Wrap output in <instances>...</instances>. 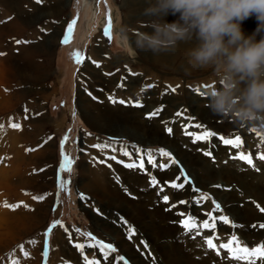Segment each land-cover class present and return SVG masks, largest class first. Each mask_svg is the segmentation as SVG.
Instances as JSON below:
<instances>
[{
  "label": "rangeland",
  "instance_id": "rangeland-1",
  "mask_svg": "<svg viewBox=\"0 0 264 264\" xmlns=\"http://www.w3.org/2000/svg\"><path fill=\"white\" fill-rule=\"evenodd\" d=\"M34 3L37 6L39 5V7L43 5L42 2L37 3V0H33V4ZM137 3V0H67L65 9L60 17L57 15H49L50 10L45 9V11L40 12L33 23H29L25 26L26 29H30L29 31L35 29L34 32L36 33H34L32 38H10L12 51L14 55H16L17 61L19 60V63L23 66L26 63V55L33 60L45 57L44 49L36 42L43 38L50 45V39L46 36L53 33V31H51L47 22L54 18L61 27L58 40L54 43L51 52L50 65H48V69H46L49 71L47 80L41 82L40 80H29L27 77L20 78L18 85L27 94L20 102L23 104V108H17L14 110L13 114L15 117L17 116L19 122L20 119L26 120L27 124H30L29 126L31 129L35 130V132L36 129L40 131L44 128V141L51 144V159L48 161L36 160L33 164L35 169H33L34 175L38 176L39 174L45 173L47 177L45 182H50V185L44 187L34 185L28 191L34 195L37 201L42 203L45 209H47V213L44 217L45 220L43 224L37 226L31 234L25 235L9 252L6 251L2 254L3 257L0 259V264H13V261L22 264L21 260L26 257L24 252L28 253L27 258L29 257L31 262H38L37 257L40 256V264H45V256L43 253L46 248L48 253L46 258L47 264H78V262L73 259L70 248L77 250L79 257L83 261H85V256H87L89 260L98 261L99 264H138L135 259L128 254L127 249L122 246V240L129 242L133 250L138 253L140 258H143V260L146 259L145 261L148 264H163L161 258L158 257L155 250L152 248L149 238L137 224L131 221L118 209L113 210L115 218L110 219L108 213L106 214L104 212L102 206L97 204L89 193L80 189L78 185V180L81 176L79 170L80 164L88 162V160L84 159V156L89 155L91 157L93 155L92 157H94L95 155L96 161H99L100 164L103 162L102 157L94 153L99 147V140L109 143L108 146L113 152L110 156L115 157L114 160L120 167L127 170H137L141 175L145 174L144 176L149 182V187L156 191L154 205L150 204L148 206L149 210L162 207L166 212L174 211L176 213L175 219L171 220V223L178 228L177 238L184 247H188V242H186L187 239L197 241L200 238V241L202 240L201 242L204 243L206 239L212 238L217 245H220L228 243L233 237H236L240 243H242V246L248 247L249 249L264 244L263 238L256 240L258 241L256 243L253 239L250 240V238L247 239L240 236L239 231L236 230L239 229L238 226L240 223L233 218L234 216L228 210L233 203H228L225 206L223 202L217 198L218 196L214 191L201 188L194 176L190 173L187 165L177 155L176 149L156 144L145 146L126 137L102 135L89 129L82 121L80 117L81 111L79 109L80 103L86 102L89 98L94 102L102 103V99L98 98V93L103 91L107 94V97L109 96L108 98L112 105H120L122 107L124 105L125 107L134 109H145L148 103H150V96H145L151 93L153 97L160 100V103L157 104L152 111L163 106V111H161L158 116L154 117V119H159L166 111V102L169 98L179 97L181 100L185 101V99L188 98V93H190L192 95L196 94L203 99L204 97L195 92L194 89L199 87L200 90L204 92L208 88L204 87L205 85H213L215 83L216 78L213 77L209 71L194 73L191 77H186L178 71L184 51L182 49L174 53L169 52L153 55L151 52L140 51L135 47L132 42L135 38L133 32L151 31L150 28L143 26L149 18L143 15V10L137 8ZM133 5L135 7H133ZM30 7L31 4L29 2L25 5V11L32 12V7ZM109 15L111 16L110 39L109 36L105 35ZM11 19L12 16L0 17V26L7 24ZM175 19L176 17H168L169 21ZM118 27L121 30L119 32ZM255 29L256 27H251L250 33L254 32ZM98 35H100V39H102L103 42L102 48H99L100 40ZM49 47L50 46L47 48ZM4 52L3 48L0 47V54ZM165 56H172L171 61H174L172 66H160V64L154 61L155 59H164ZM91 67L99 69L101 74L115 82L116 88L108 90L103 86L99 87L100 83L95 77L96 71ZM129 76L133 80L141 82V85L136 83L135 88H132L134 90H131L127 83ZM144 82L145 84L142 85ZM148 85H155V87H147ZM169 85L172 88H176L174 93L168 89ZM177 85H179L178 88ZM136 86L138 88H136ZM215 86L218 87L219 85L216 84ZM99 88L101 90H99ZM110 97L117 101L140 102L144 106L134 107L129 103H113ZM106 104L112 107L111 104ZM186 105L187 104H182L178 106L173 104L170 106L172 112H174L172 121L175 117L182 120L185 119L188 123L185 125L181 123L183 128L182 135L185 138H190L192 144L196 143V150L195 148L193 150L192 146L186 148L187 145L184 144L183 148L185 150H189V152H193V154L199 153L209 158L216 164L217 168L220 160V163L223 165H227L229 161H234L243 166V172L251 169L257 174L262 172L264 161L257 160V156L260 152L264 151V142L258 139L259 137H257L251 129L238 127L236 129H231V131L222 129L217 131L209 124L202 120H198L199 118L197 115L191 113ZM181 110H186L184 115L177 116L176 113ZM34 113V117L30 119L29 115ZM61 115H65L66 125L64 128L55 130V128L51 126L50 121L54 123V120L58 119ZM187 117H192L193 119L188 120ZM38 118H41V122L37 121ZM18 120L16 121L18 122ZM40 124H42L43 127L40 126ZM197 125H202V127H197ZM209 130L227 139H234L238 135L243 139L244 144L241 149H236L231 145H225L218 139V136H213L209 140L195 139L197 135H202L205 131ZM186 132L192 135H187ZM167 134L169 133L167 132ZM250 136L253 137L252 140L248 139ZM85 138L88 140L85 141ZM42 141L43 138L41 135L35 138V143L30 144L29 151H37ZM250 141L256 144V146L254 145L252 148L250 146ZM220 147L226 149L227 159H219L220 156L218 155V151ZM161 149L169 152L179 164H173L169 157L162 156L160 154ZM239 151H243L245 154L252 152V157L259 171L248 166L243 161L230 158L237 155ZM124 152H128L129 155H124ZM205 152L212 153V156H206L204 154ZM149 153H151L155 165L149 163ZM141 159H143L145 165L143 168L138 166ZM68 160L71 161V164H68ZM225 161H227V163H224ZM93 162L95 163V160H93ZM129 164H136L137 167H127L126 165ZM69 168L71 171H68ZM169 170H175L176 176L174 175L168 178L159 175ZM185 177H187V179ZM153 178L157 181L155 185L151 184ZM173 183L182 184L183 187L172 188L171 185ZM214 186L226 192H230L233 189L238 192L241 191V187H239L237 183H233L230 186L225 184ZM120 188L129 199L131 198L133 201L139 200V195L129 191V189L123 186H120ZM137 189H140L141 192L144 191L143 187L137 186ZM183 192H188V195L177 199L176 197ZM165 196L168 197L167 202L164 200ZM204 197H208V199ZM249 198H247L249 201L239 202V206L245 208L246 203L251 202L257 212L264 214V211L260 210L264 208V203L257 198L256 200L253 197ZM184 203H187L185 204L186 206ZM217 204L220 206L219 210L216 209ZM257 205L259 207H257ZM84 206L88 210L92 208L94 214L103 221H109L110 224L121 228L120 237L118 239L114 238L112 234H109L110 232L108 230V232L105 231L101 226H98L92 218L84 214L82 209ZM188 217H191L198 225H201V227L189 232L183 226V222ZM221 217H227L229 222L225 223L224 220L222 221ZM94 223L97 227H95ZM204 223L214 224L215 227L204 229L202 227ZM262 224H264V222ZM224 226L228 228L223 229L222 227ZM59 227H63L64 229V234L60 238L55 236V232ZM129 229L135 230L131 239H129ZM49 230H51L50 234L46 235V233H49ZM197 232L201 234L198 235L196 234ZM89 233H91L96 240L113 245L116 248V252L111 253L105 258L98 247H88V245L96 243V240H92L88 236ZM34 239H36L35 247H30L29 245ZM41 240L42 244L38 246ZM76 244H84L86 247L81 251L75 247ZM145 245H147V247H145ZM21 246H23V249H21ZM142 248L146 249L144 250ZM120 257H123V260H121ZM217 257L220 260L222 259V262L224 261V263L228 264L243 263V261L236 260H234L233 263L232 259L222 258L227 257V253L224 252V250H221V255H217ZM212 264H216V262H212Z\"/></svg>",
  "mask_w": 264,
  "mask_h": 264
},
{
  "label": "bare ground",
  "instance_id": "bare-ground-1",
  "mask_svg": "<svg viewBox=\"0 0 264 264\" xmlns=\"http://www.w3.org/2000/svg\"><path fill=\"white\" fill-rule=\"evenodd\" d=\"M137 1V8L143 11L150 3L154 2V0ZM29 2L32 7H30L32 12L25 11L24 9L25 5ZM66 2L67 0H42L43 5L39 7V5L37 6L35 3L33 4V0H0V17L12 16V19L9 20L7 24L0 26V47L5 51L0 54V259L3 257V253L6 251L9 252L25 235L31 234L37 226L43 224L45 220L44 217L47 213V209H45L42 203L37 201L34 195L28 191L34 185L43 187L50 185V182H45L47 180L45 173L39 174L38 176L34 175L33 164L36 160L48 161L51 159V144L44 141V128H41L42 130L40 131H37L36 129V133L35 130L31 129L29 126L30 124H27L26 120L20 119L19 122L17 116L15 117L13 114L14 110L17 108H23V104L20 102L27 94L18 85L19 79L27 77L29 80H40L41 82L47 80L49 71L46 69H48L47 67L50 65L51 52L54 43L58 40L61 27L54 18L47 22L51 31H53V33L46 36L50 39V45L43 38L36 42L44 49L45 57L33 60L26 55V63L23 66L19 63V60L17 61V57L12 51L10 38H32L34 33H36L34 32L35 29L29 31L30 29H26L25 26L29 23H33V21L39 16L40 12L45 11V9L50 10L49 15H57L60 17L65 9ZM133 7L135 6L133 5ZM251 27H257V22L254 17L248 19L243 24L244 30L249 34H251ZM119 31L121 30L118 27V32ZM98 38L100 40L99 48H102L103 42L102 39H100V35H98ZM48 46L50 47L47 48ZM189 46L190 45L182 44L180 49L185 50ZM171 58L172 56H165L164 59H155L154 61L160 64V66H172L174 61H171ZM91 68L96 71L95 77L100 83L99 87L103 86L108 90L116 88L115 82L101 74L99 69H96L95 67ZM127 83L131 90H134L132 88H135L136 83L141 85V82L133 80L130 76L129 79H127ZM144 84L145 82L142 83V85ZM136 88L138 87L136 86ZM99 90L101 89L99 88ZM148 96H150L151 100L148 98L150 103H148L145 109H134L131 107H125L124 105L123 107L120 105H112L108 98L109 96L107 97V94L103 91L98 93V98L102 99V103L94 102L91 98L86 102L80 103V117L89 129L102 135L126 137L145 146L156 144L173 147L176 149L177 155L180 159L187 165L190 173L194 176L201 188L214 191L218 196L217 198H219L225 206L228 203H233L228 210L234 216L233 218L240 223L238 226L239 229H236L239 231L240 236L242 238H250V240L253 239L256 243L258 242L256 240L261 238L264 239V230L259 227V225L264 222V214L257 212L251 202H247L245 208H241L238 204L239 202L247 201V198L249 197H253L255 200L257 198L264 203V167L262 172L258 174L255 173V171H252L253 169L243 172V166L238 162L229 161L227 165H223L220 163V160L219 162L217 161L219 164L217 168L216 164L209 158L202 156L199 153L193 154V152L185 150L183 148L184 144L187 145L186 148L192 146L193 150L194 148L196 150V143L192 144L190 138H185L182 135L183 128L181 123L184 125L188 123L185 119L184 121L175 117L172 121V118H174V112H172L170 106L173 104L178 106L187 104L186 106H188L190 112L196 114L199 118L198 120H202L209 124L217 131L221 129L231 131V129H236L239 126L229 120H224L213 115L210 109L205 106L206 100L204 98L201 99L196 94L192 95L190 93H188L187 96L189 99L187 98L185 101L181 100L179 97L169 98L166 102V111L162 116L159 119H149L147 114L160 103V100L153 97L151 93L145 97ZM106 103L111 104L112 107L108 106ZM34 115L35 113L30 114V119L33 118ZM40 119L41 118H38L37 121L41 122ZM16 120H18V122ZM13 124L19 125V127L14 128L12 127ZM50 124L55 130L64 128L66 125L65 115H61L58 119L54 120V123H51L50 121ZM40 126H42V124H40ZM166 128H171L172 133L167 134ZM40 135L43 138L40 148L35 152L29 151L30 144H34L35 138ZM252 138L253 137L251 136L248 137L249 140H252ZM84 140L87 141L88 139L85 138ZM250 142L252 148L254 145L256 146L252 141ZM108 145L109 143L99 140V147L94 151L96 155L102 157L103 162L101 164L99 161H96L95 155L94 157H92V155V158L89 155L84 156V159L88 160V162L80 164L79 170L81 176L78 180V185L81 190L83 189L89 193L93 200L102 206L104 212L106 214L108 213L110 219L115 218L113 210L118 209L131 221L137 224V226L149 238L152 248L155 250L158 257L161 258L163 264H212V262H216V264H228L224 263V261L222 262V259L220 260L213 250L209 249L204 242H201V238L197 241L187 239L186 242H188V247H184L177 238L178 228L171 223V220L175 219L176 213L174 211L166 212L162 207L149 210L148 206L150 204L154 205V198L156 199L155 189L149 187V182L144 176L145 174L141 175L137 170H127L120 167L113 157L110 156L113 152ZM218 155L220 156L219 159H227L226 149L220 147ZM93 160H95V163ZM175 174V170H169L168 172L159 175L171 178ZM233 183H237V185L241 187L240 192L234 189L232 191L229 190L230 192H226L219 190L214 186L218 184L230 186ZM120 186L139 195V200L133 201L131 198L129 199L122 190L123 188L121 187V189ZM137 186L141 188L143 187L144 191L141 192L140 189H137ZM183 193L176 198L180 199L188 195V192ZM6 204L19 205V207L13 209L11 207H6ZM185 204L187 203H184V205ZM84 207L82 208L84 214L92 218L98 226H101L105 231L108 230L110 232L109 234H112L114 238L118 239L120 237L121 228L110 224L109 221H103L100 219L94 214L92 208L91 210H88ZM190 215L193 216L192 214ZM96 224L94 223L95 227H97ZM222 228L227 229L228 227L224 226ZM63 230V227H59L55 232V236L60 238L64 234ZM35 241L36 239L32 240L29 246H34L36 244ZM41 244L42 240L39 241L38 246ZM122 244L121 245L127 249L128 254L131 255L138 264H148L145 261L146 259L143 260V258H140L138 253L133 250L129 242L122 240ZM70 251L73 259H75L78 264H86V261H83L79 257L77 250L70 248ZM37 258L38 262L36 263L31 262L29 257H24L21 261L22 264H40V256ZM240 264H246V262L243 261V263ZM256 264H260V261L257 260Z\"/></svg>",
  "mask_w": 264,
  "mask_h": 264
},
{
  "label": "clouds",
  "instance_id": "clouds-1",
  "mask_svg": "<svg viewBox=\"0 0 264 264\" xmlns=\"http://www.w3.org/2000/svg\"><path fill=\"white\" fill-rule=\"evenodd\" d=\"M143 15L151 31L133 32L137 49L160 55L190 45L178 71L216 78L204 91L205 106L240 128L264 132V0H154ZM253 17L257 27L249 34L243 24Z\"/></svg>",
  "mask_w": 264,
  "mask_h": 264
},
{
  "label": "snow or ice",
  "instance_id": "snow-or-ice-1",
  "mask_svg": "<svg viewBox=\"0 0 264 264\" xmlns=\"http://www.w3.org/2000/svg\"><path fill=\"white\" fill-rule=\"evenodd\" d=\"M41 2H42V0H37V3H41ZM110 29H111V16L109 15L108 26L105 29V35L109 36V39L111 38L110 37ZM209 86L210 85H205L204 87L207 88ZM147 87H155V85H148ZM178 87H179V85H177V88ZM168 89L171 92H173V93L176 91V88H172L170 85L168 86ZM194 91L197 92L201 96L204 95V92H202L199 87L195 88ZM110 99H112V98L110 97ZM112 102L113 103H120V104L129 103V104H132V106H134V107H143L144 106L140 102H132V101L126 102L124 100H118L117 101L115 99H112ZM161 111H163V106H161L160 108L155 109L154 111L148 113L147 117L149 119L154 118V117L158 116ZM185 111L186 110L178 111L176 113V115L177 116H183ZM187 119H193V118L192 117H187ZM12 127H14V128L15 127H19V125L13 124ZM197 127H202V125H197ZM166 131L169 134L172 133V129L171 128H166ZM251 131L253 133H255L256 136L259 137V139L262 142H264V132L257 131L256 129H252ZM186 134L187 135H192L191 133H187V132H186ZM213 136H218V134L209 130V131H205L202 135H197L195 137V139L196 140H209ZM218 139H220L225 145H231L233 148H236V149H241L243 144H244L243 139L240 136H238V135L234 139H227V138H225L224 136L221 135V136H218ZM160 154L162 156L169 157L172 160L173 164H179V162L177 160H175V158L172 157L169 152H166L163 149H161L160 150ZM204 154L206 156H210V157L212 156V153H210V152H205ZM124 155H129V153L128 152H124ZM230 158L234 159V160L243 161L248 166L256 169L257 171H259V168H257L256 163H255V161H254V159L252 157V154L250 152L245 154L243 151H239L237 153V155L232 156ZM66 159H67V157H66ZM113 159H115V157H113ZM148 159H149V163L155 164V161L152 159L151 153L148 154ZM257 159L264 161V151H262V152H260L258 154ZM225 163H227V162L225 161ZM68 164H71L70 160H68ZM126 166L127 167H137L136 164H129V165H126ZM138 166L140 168L144 167L143 159L140 160V163H139ZM68 171H71V169L69 168ZM185 178L187 179V177H185ZM152 183H153V185L157 184V181L155 180V178H153ZM171 186L172 187H177V188L183 187L182 184H175V183H173ZM161 190H163V189H161ZM204 198L208 199V197H204ZM164 200H165V202H167L168 201V197L165 196ZM5 206L6 207H11L13 209H15L16 207H19V205H7V204ZM257 207H259V206L257 205ZM219 208H220V206L217 204L216 205V209L219 210ZM260 210L264 211V208H262ZM221 219L224 220L225 222H229L227 217H221ZM183 226L189 232H191L193 229H197V228L201 227V225H198L191 217H188V218L185 219V221L183 222ZM202 227L204 229H209V228H214L215 225L214 224H209V223H204L202 225ZM254 227H255V225H254ZM259 227L264 228V224L259 225ZM50 231L51 230H49V233H46V235L50 234ZM134 232H135L134 229H129V239H131V236L134 234ZM196 234L199 235L201 233L197 232ZM88 236L92 240H96V238L93 237L91 235V233H89ZM205 243H206L207 247L209 249L213 250L216 253V255H218V256L221 255V250H224V252L227 253V257H222V258H228V259H232V260H236V261H245L246 264H256V261L259 260L260 264H264V244H261V245H258V246H254L253 248L249 249L248 247L242 246L240 241L236 237H233L228 243L220 244V245H217L212 238L206 239ZM75 247L77 249L83 251L86 246L84 244H76ZM88 247H98L100 249V251L104 254L105 258H107L108 255H110L111 253L116 252V248L113 245L105 244L103 241H99V240H96L95 244L88 245ZM145 247H147V245H145ZM21 249H23V246H21ZM47 254L48 253H47V248H46L45 252L43 253V255L45 256V264H47V260H46ZM24 255L27 257L28 253L24 252ZM120 259L123 260V257H120ZM85 261H86V264H99L98 261L89 260L87 258V256H85ZM13 264H18V262L17 261H13Z\"/></svg>",
  "mask_w": 264,
  "mask_h": 264
}]
</instances>
